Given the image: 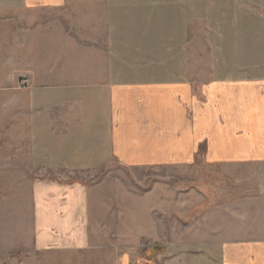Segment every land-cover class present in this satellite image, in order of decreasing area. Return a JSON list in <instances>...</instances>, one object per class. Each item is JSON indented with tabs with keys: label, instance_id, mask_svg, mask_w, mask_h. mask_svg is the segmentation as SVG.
<instances>
[{
	"label": "crops",
	"instance_id": "obj_1",
	"mask_svg": "<svg viewBox=\"0 0 264 264\" xmlns=\"http://www.w3.org/2000/svg\"><path fill=\"white\" fill-rule=\"evenodd\" d=\"M200 163L218 186L176 187L174 255L124 263L264 264V0H0V183L30 184L0 264L90 248L81 176Z\"/></svg>",
	"mask_w": 264,
	"mask_h": 264
},
{
	"label": "rangeland",
	"instance_id": "obj_2",
	"mask_svg": "<svg viewBox=\"0 0 264 264\" xmlns=\"http://www.w3.org/2000/svg\"><path fill=\"white\" fill-rule=\"evenodd\" d=\"M26 169H24L25 171ZM220 169L204 164L192 168L163 167L133 172L121 167H106L92 174L81 176L94 187V200L90 210L92 245L82 250H57L46 253L27 251L25 264H128L134 256L151 249V255H174L175 217L174 195L176 187L190 193L215 191L212 178ZM24 173L23 183H0V221L13 218L16 208L20 211L24 234L29 228V189ZM10 179V177H9ZM180 186L182 188H180ZM166 197V198H165ZM197 196L195 195L194 198ZM165 198L166 200H163ZM190 206V195L186 197ZM211 203L206 201L205 204ZM166 204L171 215L164 216ZM197 207V206H195ZM198 208V207H197ZM167 211V212H168ZM191 213L186 217L183 238L192 236L191 223L197 222ZM9 219V220H10ZM13 222V219H11ZM168 257V256H165ZM141 258H144L143 256ZM123 260L127 261L126 263ZM143 260V259H142ZM140 263H143L140 261Z\"/></svg>",
	"mask_w": 264,
	"mask_h": 264
},
{
	"label": "built area",
	"instance_id": "obj_3",
	"mask_svg": "<svg viewBox=\"0 0 264 264\" xmlns=\"http://www.w3.org/2000/svg\"><path fill=\"white\" fill-rule=\"evenodd\" d=\"M26 86H27V81L25 79L19 81V85H18L19 88H24Z\"/></svg>",
	"mask_w": 264,
	"mask_h": 264
}]
</instances>
